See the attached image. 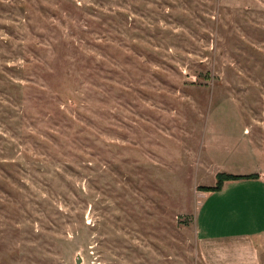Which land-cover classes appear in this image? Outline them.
I'll return each mask as SVG.
<instances>
[{"label": "rangeland", "instance_id": "374dc122", "mask_svg": "<svg viewBox=\"0 0 264 264\" xmlns=\"http://www.w3.org/2000/svg\"><path fill=\"white\" fill-rule=\"evenodd\" d=\"M220 174L264 179V0H0V264H205Z\"/></svg>", "mask_w": 264, "mask_h": 264}, {"label": "crops", "instance_id": "0c3cea01", "mask_svg": "<svg viewBox=\"0 0 264 264\" xmlns=\"http://www.w3.org/2000/svg\"><path fill=\"white\" fill-rule=\"evenodd\" d=\"M194 218L196 247L205 264H257L252 251L264 233V179L260 176L224 180L217 190L201 191ZM213 201V202H212ZM228 218L226 224L218 217ZM217 257L223 261L217 262Z\"/></svg>", "mask_w": 264, "mask_h": 264}, {"label": "trees", "instance_id": "16d2710c", "mask_svg": "<svg viewBox=\"0 0 264 264\" xmlns=\"http://www.w3.org/2000/svg\"><path fill=\"white\" fill-rule=\"evenodd\" d=\"M255 175H251V174H245V175H237V174H220L217 176V180L216 183L214 184L213 187H201L200 189L202 190H217L219 189V187L221 186L222 182L224 180H229V179H238V178H250V177H254Z\"/></svg>", "mask_w": 264, "mask_h": 264}]
</instances>
